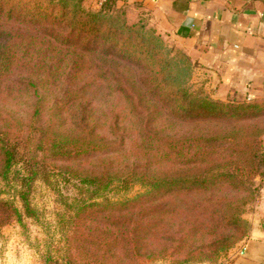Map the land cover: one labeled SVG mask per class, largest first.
<instances>
[{
	"label": "trees",
	"instance_id": "1",
	"mask_svg": "<svg viewBox=\"0 0 264 264\" xmlns=\"http://www.w3.org/2000/svg\"><path fill=\"white\" fill-rule=\"evenodd\" d=\"M33 33L63 44L78 37L77 45L115 56L128 70L135 69L115 80L126 102L121 153L132 161L118 169L109 162L100 171L93 165L82 169L87 172L77 178L81 196L67 206L76 213L69 218L72 223L62 221L55 255L49 252L51 264H148L183 251H188L184 262L215 263L247 236L238 207L211 199L218 186L230 188L232 169L242 171V156L251 163L257 159L263 129L250 124L264 118V96L233 97L225 103L193 91L190 58L184 54L183 62L172 57L156 30L143 20L128 21L111 0L97 12L86 9L84 0H0V38L10 37L0 45V73L16 61L10 56L11 42L34 39ZM194 124H215L222 130L191 140L171 132ZM63 145L48 148V143L44 152L69 163ZM24 154L0 132V183L17 184L21 204L3 198L0 186V227L38 217L30 197L33 182L43 175L29 166ZM135 186L143 191L110 197ZM183 199L184 205L175 203Z\"/></svg>",
	"mask_w": 264,
	"mask_h": 264
},
{
	"label": "rangeland",
	"instance_id": "2",
	"mask_svg": "<svg viewBox=\"0 0 264 264\" xmlns=\"http://www.w3.org/2000/svg\"><path fill=\"white\" fill-rule=\"evenodd\" d=\"M103 2L105 0L97 3L84 0V7L97 12ZM116 9L118 14L125 13L127 20L133 22L128 8L116 6ZM33 35L34 39L29 38L23 43L21 40L12 41L9 46L13 49L10 51L11 59L14 61L16 58V61L0 73V132L7 133L11 143L26 152L24 155L30 159L29 166L32 169L35 167V171L43 175L33 182L30 197L38 217L25 218L23 223L13 222L0 227V264H51L49 252L53 255L59 245L62 221L71 222L69 218L76 213L67 206H73L74 199L81 196L77 178L87 172L82 169L93 165L100 171L108 162L118 169L132 161L126 157V153H121L123 137H126V102L117 91L121 84L115 80L118 77L123 79L127 73L134 74L135 69L128 70L129 67L115 56L108 57L102 52L86 50L83 44L77 45L78 37L63 44L49 41L41 34ZM9 38V35L6 38L1 36L0 45L7 43ZM83 42L86 43L85 40ZM163 44L172 57L183 58L184 62L182 50L169 44L165 38ZM189 63L193 68L192 61ZM186 65L189 66L188 63ZM194 73L195 67L190 82L192 90L210 97L204 87L196 82ZM228 100L222 101L226 103ZM250 125L263 129L256 148L257 159L251 163L250 158L242 156L238 166L242 171L236 173L237 170L232 169L235 175L230 179V188L227 185L218 186L211 199L212 203L222 199V203L228 201L230 206L238 207L239 214L247 222L248 234L230 249L233 252L248 239L255 226L264 228V118ZM177 128L171 132L188 140L222 130L215 124ZM48 143V148L59 144L64 147L65 144L70 162H57L58 156L53 157V153L44 152ZM111 144L114 147L116 145L114 150L110 149ZM94 145L98 146L94 148ZM244 161L246 164H243ZM66 171L71 172L73 177ZM50 179L53 185H50ZM234 185L240 187L241 191L231 188ZM0 186L4 189L2 197L15 201L21 207L15 189H19V186L3 182ZM142 191L141 186H135L127 193H113L110 197H132ZM175 203L184 205V199ZM71 223L68 222V226ZM199 245L200 242L195 244ZM230 251L215 263L197 260L184 262L188 251L155 262L217 264Z\"/></svg>",
	"mask_w": 264,
	"mask_h": 264
},
{
	"label": "crops",
	"instance_id": "3",
	"mask_svg": "<svg viewBox=\"0 0 264 264\" xmlns=\"http://www.w3.org/2000/svg\"><path fill=\"white\" fill-rule=\"evenodd\" d=\"M111 1L182 50L213 99L264 96V0ZM244 244L245 254L232 250L217 264H264V228L255 226Z\"/></svg>",
	"mask_w": 264,
	"mask_h": 264
},
{
	"label": "built area",
	"instance_id": "4",
	"mask_svg": "<svg viewBox=\"0 0 264 264\" xmlns=\"http://www.w3.org/2000/svg\"><path fill=\"white\" fill-rule=\"evenodd\" d=\"M246 250H247V247H246V245L243 243V245L240 247V249H238L237 251H236V253H235V255H243V254H245V252H246Z\"/></svg>",
	"mask_w": 264,
	"mask_h": 264
}]
</instances>
